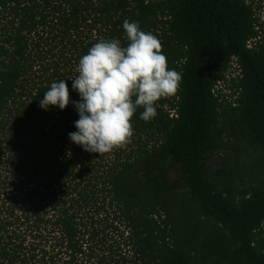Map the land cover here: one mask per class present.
<instances>
[{
    "label": "trees",
    "instance_id": "1",
    "mask_svg": "<svg viewBox=\"0 0 264 264\" xmlns=\"http://www.w3.org/2000/svg\"><path fill=\"white\" fill-rule=\"evenodd\" d=\"M262 17L264 0H0V264H264ZM125 19L182 81L100 155L71 141L74 103L40 101L62 79L80 100V58L100 39L127 46ZM234 59L228 101L212 90ZM236 142L259 153L247 184L226 161Z\"/></svg>",
    "mask_w": 264,
    "mask_h": 264
},
{
    "label": "clouds",
    "instance_id": "2",
    "mask_svg": "<svg viewBox=\"0 0 264 264\" xmlns=\"http://www.w3.org/2000/svg\"><path fill=\"white\" fill-rule=\"evenodd\" d=\"M123 29L127 46L120 39H100L80 58L79 75L72 78L80 100H70L68 84L62 79L53 82L40 101L45 109L53 105L63 110L74 103L80 118L75 122L78 131L69 137L84 150L100 155L129 143L137 109L143 108L142 120H152L157 102L175 96L182 81L178 71L169 69L155 34L128 19Z\"/></svg>",
    "mask_w": 264,
    "mask_h": 264
},
{
    "label": "rangeland",
    "instance_id": "3",
    "mask_svg": "<svg viewBox=\"0 0 264 264\" xmlns=\"http://www.w3.org/2000/svg\"><path fill=\"white\" fill-rule=\"evenodd\" d=\"M237 75L236 62L232 63L230 72H227L222 86L219 88V93L225 94L228 101L233 100V90L230 89L233 84V79ZM232 95V96H231ZM237 150L232 148L228 151L227 163L229 168L237 169L242 177V183L247 184L257 178L259 171L260 158L256 149L246 142H236ZM224 153L220 152L207 160L211 170H215L222 165Z\"/></svg>",
    "mask_w": 264,
    "mask_h": 264
},
{
    "label": "built area",
    "instance_id": "4",
    "mask_svg": "<svg viewBox=\"0 0 264 264\" xmlns=\"http://www.w3.org/2000/svg\"><path fill=\"white\" fill-rule=\"evenodd\" d=\"M250 44V43H249ZM233 62H236V60L234 59L233 61H232V63ZM230 68L231 67H229L228 68V70L225 72V74H224V78H225V76H227V72L229 73L230 72ZM236 68H237V75L235 76V78H237L238 76H240V67H239V65L236 63ZM224 78H222V79H219L218 81H217V83H216V85L214 86V88H213V93L216 95V96H218L219 95V86L221 87L222 86V82H223V80H224ZM234 78V79H235ZM233 79V80H234ZM225 97H227V96H225Z\"/></svg>",
    "mask_w": 264,
    "mask_h": 264
}]
</instances>
